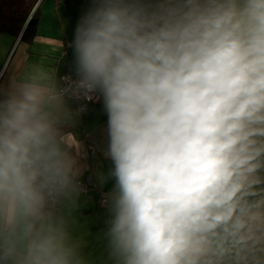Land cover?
<instances>
[{
    "label": "clouds",
    "instance_id": "clouds-1",
    "mask_svg": "<svg viewBox=\"0 0 264 264\" xmlns=\"http://www.w3.org/2000/svg\"><path fill=\"white\" fill-rule=\"evenodd\" d=\"M68 48L71 74L0 80V264H94L66 131L85 99L104 264H264V0H87Z\"/></svg>",
    "mask_w": 264,
    "mask_h": 264
},
{
    "label": "crops",
    "instance_id": "crops-1",
    "mask_svg": "<svg viewBox=\"0 0 264 264\" xmlns=\"http://www.w3.org/2000/svg\"><path fill=\"white\" fill-rule=\"evenodd\" d=\"M86 7L87 0H39L36 34L30 41L24 42L0 31V80L7 82L10 77H21L34 68L54 71L57 78L71 73L68 43L76 21ZM70 107L76 109L74 104ZM106 125L107 116L98 102L91 105L84 116L78 115L66 129L70 142L78 143L81 162L85 165L84 175L91 174L93 180V189L81 197L80 210L83 213L81 219L92 230L86 237L85 252L90 254L94 264H104L107 255L104 243L97 239V230L105 215L104 208L98 203L99 193L109 192L114 183L112 179L103 185L99 181L112 167L111 161L104 156Z\"/></svg>",
    "mask_w": 264,
    "mask_h": 264
},
{
    "label": "trees",
    "instance_id": "trees-1",
    "mask_svg": "<svg viewBox=\"0 0 264 264\" xmlns=\"http://www.w3.org/2000/svg\"><path fill=\"white\" fill-rule=\"evenodd\" d=\"M39 0H0V31L28 42L36 34Z\"/></svg>",
    "mask_w": 264,
    "mask_h": 264
},
{
    "label": "built area",
    "instance_id": "built-area-1",
    "mask_svg": "<svg viewBox=\"0 0 264 264\" xmlns=\"http://www.w3.org/2000/svg\"><path fill=\"white\" fill-rule=\"evenodd\" d=\"M65 74H71V73H65ZM98 102L95 101V100H88V99H85V100H81V101H77L75 103H73L76 108H81L82 111L80 112V116H84L85 114H87L90 110V106L91 105H94V104H97ZM83 182L86 184L87 186V189H88V192L91 191L94 187L93 185V180H92V176L91 174L87 173L83 176ZM87 192V193H88ZM106 192L105 191H100L99 193V199H98V203L99 205L102 206L103 204V198L105 196Z\"/></svg>",
    "mask_w": 264,
    "mask_h": 264
}]
</instances>
